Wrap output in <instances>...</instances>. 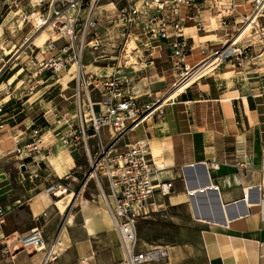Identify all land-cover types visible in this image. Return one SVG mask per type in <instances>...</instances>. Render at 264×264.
<instances>
[{
	"label": "crops",
	"instance_id": "crops-1",
	"mask_svg": "<svg viewBox=\"0 0 264 264\" xmlns=\"http://www.w3.org/2000/svg\"><path fill=\"white\" fill-rule=\"evenodd\" d=\"M235 1L243 13L250 12L253 0ZM215 21L209 18L214 30L209 29L206 34L196 33L193 22L186 21V33L196 44L200 43L188 57L190 60L202 57L199 47H223L235 31ZM259 26L263 27L260 32L252 30V37L247 39L244 32L237 40L238 46L248 48L243 66L227 59L234 50L228 53L200 81L167 100L164 114L140 124L129 140L145 139L153 163L160 167L157 177L174 184L165 198L155 196L145 216L139 219L157 224L162 232L159 247L168 253L165 259L149 264H264L261 18ZM161 49L167 51L164 46ZM143 57L129 67L133 74L132 93L140 103L164 97L173 82L155 67V60L145 61ZM5 71H0V80ZM155 76L158 80H151ZM6 85L7 82L0 85L2 102L9 99L3 95ZM14 94L0 114V264H43L48 245L56 240L58 257L46 264H117L123 249L106 207L84 205L82 210L87 214L84 218L80 214V221L72 227L66 223L69 214L64 213L71 206L70 199L54 197L44 190L52 172L42 171L47 167L42 168L41 164L50 161L53 143L45 144L43 140L42 145L47 148L25 169L19 166L12 152L14 140L27 141L32 126L50 121L45 114L34 113L36 109L24 112L25 106L32 107V96ZM73 165L70 156L68 166ZM63 219L65 235L60 226ZM35 226L42 229L47 242L45 250L24 246L19 240ZM3 250L7 251L4 257Z\"/></svg>",
	"mask_w": 264,
	"mask_h": 264
},
{
	"label": "built area",
	"instance_id": "built-area-1",
	"mask_svg": "<svg viewBox=\"0 0 264 264\" xmlns=\"http://www.w3.org/2000/svg\"><path fill=\"white\" fill-rule=\"evenodd\" d=\"M113 2L112 7L102 8L104 0H38L32 25L35 33L48 32V35L38 43L28 42L21 52H30L28 62L37 68L38 74L49 71L72 75L75 111L54 112V122H48L45 127L58 126L59 143L71 151L82 150L89 159L92 172L87 178L96 179L123 249L122 259L117 264H149L165 259L168 253L165 248L141 247L137 223L145 216L155 196L165 198L174 184L157 177L160 167L153 163L150 145L145 139H136L123 149L118 145L129 131L153 117L162 116L166 101L172 96L140 103L133 95V74L129 67L143 55L138 45L151 49L150 54L166 47L173 76L169 93L176 91L177 95L213 70L222 61L220 55L230 46L234 53L225 58L234 59L238 66L244 65L248 48L238 46L237 40L248 27L259 32L263 28L259 20L264 21V0H253L249 13H243L235 0ZM103 11L112 12L110 22L121 29L119 36L101 26L98 15ZM209 18L235 31L223 47L214 50L199 47L202 58L192 63L188 57L200 43L196 44L186 33V21L193 22L196 33L206 34L209 29L214 30L209 26ZM4 66L1 72L6 69ZM11 88L4 87L3 95L9 99L0 101V114L6 102L15 96ZM33 90L34 87H30V91ZM59 94L67 100L63 89ZM42 130V127H32L27 141L14 140L12 152L21 168L25 169L47 148L42 145ZM70 177L66 173L52 178L46 181L44 190L60 197L68 189ZM19 240L22 245H33L38 250L47 247L42 229L37 226ZM54 242L48 245L43 264L58 257V250L51 252L50 249ZM6 252L2 251V257Z\"/></svg>",
	"mask_w": 264,
	"mask_h": 264
},
{
	"label": "rangeland",
	"instance_id": "rangeland-1",
	"mask_svg": "<svg viewBox=\"0 0 264 264\" xmlns=\"http://www.w3.org/2000/svg\"><path fill=\"white\" fill-rule=\"evenodd\" d=\"M106 1L108 0H104V2ZM37 2L38 0H0V69L4 65V68H6V71L0 80V85L7 82V85L12 87L11 89L13 93L20 94L23 92L27 95L26 97L32 96L31 102L34 101L33 104H30L32 107L29 108L30 106H25L24 112L31 113L36 109L34 113L39 114L40 116L45 114L48 120L53 123L55 120L54 112H63L66 109H69L71 112L75 111L73 97L74 81L72 75L68 73L53 74L49 71H44L40 74L36 73L37 68L28 62L30 52L28 50H26V52H21L23 46L28 42L33 41L34 43H38L48 35V32L44 34L41 32L35 33L33 28L32 20L38 10L36 6ZM98 16L102 27L109 28L114 35H120L121 29L113 26L110 22L112 19L111 11H103L102 13H99ZM253 31L251 29L247 30L243 34L244 39L252 37L251 33L253 34ZM132 44L133 46L135 45L134 42H131V45ZM138 46L140 49L139 52L146 56H142L143 60H155V67L163 70L165 79L167 81L173 79L168 71L169 62L167 51L165 49H161L159 52L160 56L156 57L159 53L155 52L154 54H150L151 49H148L142 44H139ZM232 51L233 49L227 52V54ZM20 52V56L16 58ZM201 58L202 57L198 56L189 60L194 63ZM134 59L135 58H133V60ZM151 80L156 81L158 80V77L155 76ZM156 84L157 83L155 82L154 85ZM30 87H34V90L30 91ZM62 89L67 96V100L62 99L59 94ZM154 89H157V87ZM23 98L25 97L23 96ZM42 119L44 120V117H42ZM46 122V120H44V122L41 121L38 126L43 127L42 133L45 132L43 136L45 144H53L51 146L50 161L47 160L45 163L43 162L41 167L51 166V168H53L50 176H47V180L61 177L66 173L71 175L68 179V189L62 193L59 198L66 197V199H70L69 203L71 206H69L64 213L69 214L71 217L72 222L69 223V225L75 227L76 222H79L80 219L82 217L84 218L87 214V212L84 213L82 210L84 205L90 204L92 207H102V209L105 207L102 193L96 179L94 177L87 178L92 170L89 159L84 152L82 150L78 152L66 149V147L60 144L57 140V137H59L57 132L60 128L55 126V124H52L50 127H45ZM136 129L137 128L133 131H129L125 135V139L118 145L119 149H123L125 144L129 143V140H131V136ZM103 138L104 140L107 138L105 131L103 132ZM70 156L74 159V165L72 167L68 166V158ZM70 191H73V195L67 196L66 192ZM72 202L73 204H71ZM80 214H82L81 218H79ZM60 226H64V219ZM161 237L162 232L158 230L156 223L147 224L142 221L137 223V238L141 247L159 248V238Z\"/></svg>",
	"mask_w": 264,
	"mask_h": 264
},
{
	"label": "bare ground",
	"instance_id": "bare-ground-1",
	"mask_svg": "<svg viewBox=\"0 0 264 264\" xmlns=\"http://www.w3.org/2000/svg\"><path fill=\"white\" fill-rule=\"evenodd\" d=\"M114 5V2H113V0H108V1H106V2H104L103 3V5L101 6L102 8L103 7H108V8H110V7H112ZM249 29V27L248 28H246V30L245 31H247ZM230 49L231 48H227L221 55H220V58H222V57H225L226 55H227V52H229L230 51ZM224 54H226V55H224ZM178 91V90H177ZM176 92V91H175ZM175 92H172V93H168V94H166L164 97H167V96H174L176 93ZM138 127V126H137ZM42 171H44L45 173H51L52 172V169L50 168V167H47V168H45V169H43ZM66 195L67 196H69V195H73V191H70V192H66ZM71 223L72 222V220H71V217H69L68 218V220L66 219V223ZM65 231H66V229H65V227L63 226V228H62V233H64V235H65ZM44 246H45V243H44ZM57 247H58V245H57V240L54 242V244H52L51 245V252L52 251H56L57 250ZM160 248V250H163L164 248L163 247H159Z\"/></svg>",
	"mask_w": 264,
	"mask_h": 264
}]
</instances>
